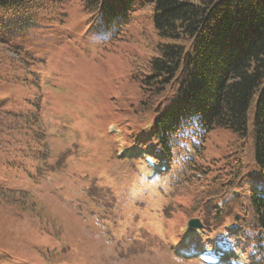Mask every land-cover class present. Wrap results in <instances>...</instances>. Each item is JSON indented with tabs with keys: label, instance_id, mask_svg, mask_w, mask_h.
Returning <instances> with one entry per match:
<instances>
[{
	"label": "rangeland",
	"instance_id": "rangeland-1",
	"mask_svg": "<svg viewBox=\"0 0 264 264\" xmlns=\"http://www.w3.org/2000/svg\"><path fill=\"white\" fill-rule=\"evenodd\" d=\"M154 5L137 0L131 17L110 25L78 0L0 15L11 48H0V114L41 104L45 139L34 149L46 153L0 150V264H205L176 250L175 229L189 220L179 211L191 201L186 187L162 193L170 164L144 160L152 153L142 138L159 112L140 110L133 64L161 40ZM204 145L203 166L241 156L243 188L264 187L251 133L215 128Z\"/></svg>",
	"mask_w": 264,
	"mask_h": 264
},
{
	"label": "trees",
	"instance_id": "trees-1",
	"mask_svg": "<svg viewBox=\"0 0 264 264\" xmlns=\"http://www.w3.org/2000/svg\"><path fill=\"white\" fill-rule=\"evenodd\" d=\"M71 1L0 0V15L49 12ZM78 1L107 25L131 17L137 8V0ZM144 1L155 4L161 40L151 57L133 64L142 93L140 110L159 112L151 135L142 138L143 148L170 164L165 173L170 182L160 184V191L174 193L185 186L182 196L191 201L178 202L179 211L202 222L192 231L176 227V250L223 247L244 254L247 264H264V187L243 188L247 174L241 156L221 165L214 160L203 166L201 160L211 130L229 128L240 138L251 133L264 178V0ZM0 48L11 51L5 41L0 40ZM41 107L27 114H0L1 152L22 144L30 156L45 157L34 149L45 139Z\"/></svg>",
	"mask_w": 264,
	"mask_h": 264
},
{
	"label": "water",
	"instance_id": "water-1",
	"mask_svg": "<svg viewBox=\"0 0 264 264\" xmlns=\"http://www.w3.org/2000/svg\"><path fill=\"white\" fill-rule=\"evenodd\" d=\"M189 224L197 226V227H200L201 226V221H200L199 218H193V219L190 220Z\"/></svg>",
	"mask_w": 264,
	"mask_h": 264
}]
</instances>
